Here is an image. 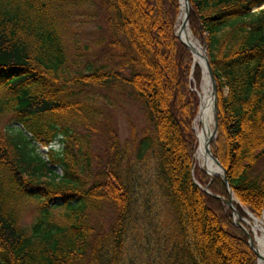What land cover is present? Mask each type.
I'll return each mask as SVG.
<instances>
[{
    "label": "trees",
    "instance_id": "trees-1",
    "mask_svg": "<svg viewBox=\"0 0 264 264\" xmlns=\"http://www.w3.org/2000/svg\"><path fill=\"white\" fill-rule=\"evenodd\" d=\"M188 3V28L216 85L210 150L238 214L259 216L264 0ZM85 4L101 19L98 52L67 46L69 15ZM179 8V0H0V264H255L215 197L227 198L221 178L194 164L189 77L197 86L201 71L174 34ZM110 97L142 116L139 128L128 120L122 141ZM5 115L18 127H2ZM27 200L38 216L24 227Z\"/></svg>",
    "mask_w": 264,
    "mask_h": 264
},
{
    "label": "rangeland",
    "instance_id": "rangeland-1",
    "mask_svg": "<svg viewBox=\"0 0 264 264\" xmlns=\"http://www.w3.org/2000/svg\"><path fill=\"white\" fill-rule=\"evenodd\" d=\"M92 7L93 6H91V5L89 6L88 4L82 5L78 9L72 11L69 15L70 18H69L67 25H66V37H67V46L70 47L71 50H73V48L75 46H81L82 44L85 43V44H88L90 46L91 50H93L94 52H98V48L94 45V42L96 40H98L100 36L104 35V33L100 28H98V26L101 24V19L98 16L96 10L93 9V15H91V12H89L90 10H92V9H90ZM258 8H260V6H257L254 9H258ZM179 11H180V9H179ZM174 32H176L179 37H181V33L183 32V28L177 26V16H176L175 25H174ZM192 37L199 42V44L202 48L205 49V46L203 43H201L193 35H192ZM103 42H101V46H100V48H101L100 53L101 54L104 53ZM205 53H206V49H205ZM81 67H82V63H80L79 65H72L71 64L70 70H73V68H75V69L77 68L79 70V69H81ZM200 75H201V73H200ZM189 80H190L191 89L198 92L200 80L197 84V87H196L195 82L193 81L191 76L189 77ZM223 91H225V90H223ZM121 100L122 99H116L115 100L114 98L110 97V102H112V105L106 104V106H107V109H109L108 111L111 115V119L113 120V126L117 130V132L120 136V140L122 141L124 138L127 137V134H128V120H130L132 124H134L137 128H139L142 125V116H141L140 110H138V105H136L134 103H130L127 100H124V101H121ZM113 103H115V106ZM197 107H198V105H197ZM195 116H196V114H195ZM195 116L193 117V120L191 123V127H192L194 133H195L194 128L196 126V124H194V123H196L194 120ZM1 126L4 127L6 130L12 129V128H14V126L18 127L14 123L9 122V116L8 115H5L1 119ZM211 129H212V124H211ZM195 135H196V133H195ZM26 136H28V135L26 134ZM94 139L97 141V137H94ZM94 143H95V141H94ZM196 143H197V141H196ZM95 144H94L93 150H95V152H97V147H95L97 145H95ZM52 146H56V144L53 143ZM196 147H197V145H196ZM36 148H37L36 149L37 152H39L41 154V156L43 157V154L45 153V151L47 149L45 147H41L38 145ZM209 149H210V145H209ZM195 151H196V149H195ZM194 154H195V152H194ZM193 159H194V156H193ZM194 164L199 169H201L199 167V165L197 164L195 159H194ZM55 172L57 174H59L60 169L56 168ZM236 202H237V200H236ZM249 214L251 215V218H249L248 221L246 218L244 219V222H245L244 225H246L245 227L248 228L249 230H251L253 221H256L257 223H262V224L264 223V212L263 211H261L259 216H254L251 213H249ZM37 216H38V212L36 210L35 202L30 201V200L23 201V203L21 204V217H20L21 225L24 227L30 226V224L36 220Z\"/></svg>",
    "mask_w": 264,
    "mask_h": 264
},
{
    "label": "bare ground",
    "instance_id": "bare-ground-1",
    "mask_svg": "<svg viewBox=\"0 0 264 264\" xmlns=\"http://www.w3.org/2000/svg\"><path fill=\"white\" fill-rule=\"evenodd\" d=\"M180 11L177 17V26L181 27V21L185 13V2L184 0H179ZM183 32L181 37H179L183 42H185L191 49V55L193 62L198 64L201 71V79L198 89L199 95V107L197 114L194 118L196 124L195 133L197 139V147L194 154V159L196 160L199 167L209 176L213 174L220 173V168L217 166L215 161L211 156L205 151V143L210 138L211 124H213V114H212V94L207 77V72L204 64L205 52L200 46L199 42L195 40L187 26L182 27ZM197 87V86H196ZM253 218V217H252ZM258 221V220H257ZM253 233V246L255 248L257 257V264H264V223H257L253 221L251 227Z\"/></svg>",
    "mask_w": 264,
    "mask_h": 264
},
{
    "label": "water",
    "instance_id": "water-1",
    "mask_svg": "<svg viewBox=\"0 0 264 264\" xmlns=\"http://www.w3.org/2000/svg\"><path fill=\"white\" fill-rule=\"evenodd\" d=\"M185 2V13H184V17L181 21V24L180 26L181 27H184V26H187V16H188V11H189V3H188V0H184ZM175 36L189 49L190 53H191V49L188 47V45L183 42L178 34L175 32ZM204 52H205V49L203 48ZM204 64H205V69H206V72H207V77H208V80H209V84H210V88H211V94H212V107H211V110H212V114H213V124H212V129H211V133H210V138L206 141L205 143V151L211 156V158L215 161V163L217 164V166L220 168V173H217V174H213V176H218L221 178L223 184L225 185L226 187V191H227V198H223V197H220L218 195H215V197L219 198L222 202H224L230 209H231V212L234 214V216L237 218V219H241V216L237 213L235 207L233 206V197H232V193L229 189V186L227 184V180H226V177L224 175V169L223 167L221 166V164L219 163V161L215 158V156H213L212 152L210 151L209 149V142L215 137V134H216V109H215V91H216V85H215V79H214V76L212 74V71H211V67L207 61V55L205 53V56H204ZM199 98V97H198ZM198 107H199V104H198ZM198 110V108H197ZM197 113V112H196ZM203 191L209 193L206 189V186H204L203 188H201ZM238 226L241 227V224L238 223ZM243 232L245 233L246 235V238H247V245L248 247L252 250V252L254 253L255 257L257 258L258 257V254L256 253L255 251V248L253 246V241H252V238L250 236V234L247 232V230H245V228L241 227Z\"/></svg>",
    "mask_w": 264,
    "mask_h": 264
}]
</instances>
